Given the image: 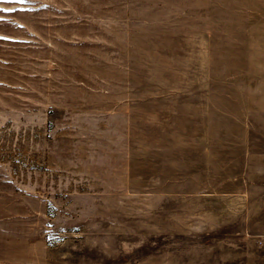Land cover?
Wrapping results in <instances>:
<instances>
[{"label": "rangeland", "instance_id": "374dc122", "mask_svg": "<svg viewBox=\"0 0 264 264\" xmlns=\"http://www.w3.org/2000/svg\"><path fill=\"white\" fill-rule=\"evenodd\" d=\"M0 9V264H264V0Z\"/></svg>", "mask_w": 264, "mask_h": 264}, {"label": "crops", "instance_id": "0c3cea01", "mask_svg": "<svg viewBox=\"0 0 264 264\" xmlns=\"http://www.w3.org/2000/svg\"><path fill=\"white\" fill-rule=\"evenodd\" d=\"M5 60L1 59V56H0V64H5Z\"/></svg>", "mask_w": 264, "mask_h": 264}, {"label": "snow or ice", "instance_id": "6c2138e0", "mask_svg": "<svg viewBox=\"0 0 264 264\" xmlns=\"http://www.w3.org/2000/svg\"><path fill=\"white\" fill-rule=\"evenodd\" d=\"M20 2H23V0H20ZM0 11H7V9H0Z\"/></svg>", "mask_w": 264, "mask_h": 264}, {"label": "built area", "instance_id": "2783aa9c", "mask_svg": "<svg viewBox=\"0 0 264 264\" xmlns=\"http://www.w3.org/2000/svg\"><path fill=\"white\" fill-rule=\"evenodd\" d=\"M261 242L264 243V236H262Z\"/></svg>", "mask_w": 264, "mask_h": 264}]
</instances>
